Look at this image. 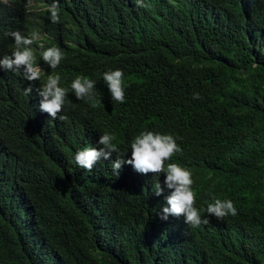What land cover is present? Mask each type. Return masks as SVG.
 I'll return each instance as SVG.
<instances>
[{
	"label": "trees",
	"instance_id": "16d2710c",
	"mask_svg": "<svg viewBox=\"0 0 264 264\" xmlns=\"http://www.w3.org/2000/svg\"><path fill=\"white\" fill-rule=\"evenodd\" d=\"M141 3L70 0L50 23L69 43L61 77L96 82L90 124L41 122L0 81V264H264V0ZM46 9L0 4V34L31 29ZM115 69L123 103L103 81ZM144 125L176 138L172 158L192 173L202 214L215 198L237 215L199 227L162 220L171 189L154 198L86 177L63 156L74 133L108 132L118 145Z\"/></svg>",
	"mask_w": 264,
	"mask_h": 264
},
{
	"label": "clouds",
	"instance_id": "9594fccd",
	"mask_svg": "<svg viewBox=\"0 0 264 264\" xmlns=\"http://www.w3.org/2000/svg\"><path fill=\"white\" fill-rule=\"evenodd\" d=\"M47 5L42 0H19V10L28 14L46 11L49 16L40 23L32 24L29 30L3 29L0 34V81L5 82L13 95L18 94L32 113L41 121L46 119L76 123L78 127L90 124L87 106L95 99L96 82L81 76L72 81L65 80L58 72L64 65L68 41L59 40L50 28V23L60 22V7L70 0H52ZM15 0H0V4L11 6ZM139 6H146L136 0ZM38 20V19H34ZM120 69L103 73L111 99L118 103L125 101V84ZM43 117V118H41ZM41 123L27 138L36 143L44 135ZM75 144L65 146L62 152L72 167L83 171L84 176L121 178L127 186L139 193L157 198L164 196L166 204L157 213L162 220L173 216V222L184 227H199L210 223L208 216L218 221L236 216L237 209L231 200L215 199L206 207V214L198 210L192 186V173L186 165L172 157L182 151L176 138L161 134L148 125L136 128L127 137H120L118 145L115 136L95 130L87 136L74 133Z\"/></svg>",
	"mask_w": 264,
	"mask_h": 264
}]
</instances>
